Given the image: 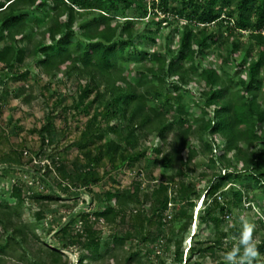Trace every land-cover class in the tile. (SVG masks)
<instances>
[{
  "label": "trees",
  "instance_id": "16d2710c",
  "mask_svg": "<svg viewBox=\"0 0 264 264\" xmlns=\"http://www.w3.org/2000/svg\"><path fill=\"white\" fill-rule=\"evenodd\" d=\"M88 15L93 17L78 24ZM175 17L185 21L181 31L174 28L171 32L172 38L179 37L178 45L157 46L162 24H171ZM27 23L49 24L45 41L33 50L22 44L30 37L24 34ZM245 32L249 35L243 43L236 36ZM222 46L224 53H220ZM212 50L233 67V73L221 74L211 62L205 63ZM30 55L46 73L67 65L79 75L99 73L104 86L102 91L95 80L81 87L74 105L90 115L93 103L87 99L96 90L98 107L73 144L84 155L83 161L77 158L69 163L45 149L59 139L53 114L38 130L43 142L40 152L28 150L30 155H25L26 149H12L0 157V166L31 172L51 191H34L19 179L9 195L0 193V258L13 253L30 264H66L63 251L77 245L81 250L77 264H93L116 257L118 250L125 252L128 242H136L137 249L124 257V264H140V245L159 243L163 248V241L167 248L173 247L174 264H208V257L210 264H226L225 254L242 232L225 228L234 210L244 200L249 208L257 202L264 210V94L260 84L264 0H0V73L11 70L15 79L26 78L28 69L22 75L16 71L22 70ZM191 75L198 76L202 85L201 102H195L198 112L188 109L185 102L190 90H184L183 84ZM151 134L162 145L148 154V148L141 150V145ZM193 134L202 144L198 148L191 143ZM217 134L223 138L219 161L211 140ZM42 153L50 164L37 168L33 156L41 158ZM203 155L211 163L221 162L220 166L208 183L189 182L184 177ZM143 158L171 175L148 184L141 166L128 186H113L99 194L97 208L85 201L71 212L55 232L64 239L61 246H37V253L33 252L29 242L40 241L41 236L36 224L20 222L27 201L41 205L35 213L37 221L46 217L49 204L69 201L71 192L83 187L93 203V187L104 178L101 165L108 176L124 166L135 167ZM176 177L181 180L175 181ZM202 197L196 218L199 230L184 257V242ZM172 203L177 209L168 218ZM101 223L124 228L104 240L102 229L95 226ZM167 226L169 233L164 234ZM258 248L264 262V238Z\"/></svg>",
  "mask_w": 264,
  "mask_h": 264
},
{
  "label": "rangeland",
  "instance_id": "374dc122",
  "mask_svg": "<svg viewBox=\"0 0 264 264\" xmlns=\"http://www.w3.org/2000/svg\"><path fill=\"white\" fill-rule=\"evenodd\" d=\"M176 4L178 5L179 3ZM23 8L28 9L29 6L24 5ZM149 16L150 14H148L146 18L148 19ZM92 17V15H88V17H86V19L84 18V20H81L80 18L78 24L83 23ZM143 22H148V20ZM184 22V19L180 21L175 17L171 24L167 25L166 23H163L161 33L158 34L159 42L157 46L162 45L163 47H167L170 43L172 47L175 48L178 45L179 37L172 38L171 32L174 28H178L181 31V26ZM48 26V23H43L37 27L34 23H27L26 29H24V34H29L30 37L22 43L23 46H28L31 50H33L37 44L44 42L47 37ZM248 35L249 32H245L236 37L244 43L247 42ZM229 36L230 35L226 37L230 38ZM224 47L225 46L221 47L220 53L225 52ZM242 55L243 53L241 51L237 56L241 59ZM35 58L36 57H34V55H30L26 59L22 70L16 71L22 75V73L28 69L30 73L26 78L19 77L21 79H15L16 76L11 73V70L0 73V157L4 156L5 153L10 152L12 149H26L33 153L40 152L43 142L38 130L48 122V115L53 114L52 122L57 129L59 139L53 145H47L45 149L51 153L57 154L59 157L65 158V160L69 163L77 158L83 161L85 159L84 155L73 144L80 140L84 130L87 128L89 119H91V114H93L94 109L98 107V105L94 102L97 95L96 90L93 91L87 99L88 103H93L91 105L90 115H86L84 112L78 111L74 105L76 100L79 98L80 88L93 81L95 82V80L103 91L104 85L103 83L101 84L102 76L99 75V73L93 76L87 72L79 75L77 70H74L72 67L67 65H63L58 70H54L53 72L46 73L36 66L34 61ZM210 62L221 74H227L229 72L233 73L234 71L233 67L231 68L229 64L227 65L223 62L218 51L212 50L209 53L205 63ZM0 66L2 68L3 64L0 63ZM174 79L176 78L170 77L169 80ZM187 80L188 81L184 84L182 83L184 90H190L189 92H186L185 97L187 108L191 109L192 107L195 112H198L199 110H197L198 108L195 105V102H201L199 99L202 88L201 81H199V78L196 75L187 77ZM119 84L123 83L119 82ZM260 84L261 94H264V68L260 75ZM7 88L11 92H9ZM26 98L28 99L27 101H25ZM194 126L196 127L197 123ZM108 136L112 137L110 134H108ZM170 139L171 136L168 141H170ZM190 140L197 148L202 145L195 134L190 137ZM211 140L215 143L213 147L214 154L219 161L222 151L221 148L223 145V138L220 134H217L216 136H211ZM99 143L100 141L97 140L96 144L98 145ZM161 145L162 143L156 138V135L151 134L143 141L141 150L148 148V154H151L154 152L153 149L155 147H161ZM91 148L94 149V145H92ZM168 148L169 147H167L166 150H169ZM44 158L47 157H45L42 153L41 158H38V160L43 161ZM220 163L221 162H218L217 164L211 163L206 155L200 156L195 161L190 174L184 178L189 182L201 180L203 184H206L211 178L212 173L218 169ZM35 165L39 168V164ZM141 166H144V170L146 171L142 177H144L145 183L148 184L160 179H166L172 173L162 167L154 168L152 166V162L147 158H143L138 161L133 168L124 166L122 169L114 171L108 176L104 174L106 170L105 166L101 165L99 170L101 174L104 175V178L100 183L93 187V190L96 193L94 194L96 201L91 203L92 195L89 194L88 190L83 187L82 189L77 190V192L72 191V198L69 201L53 202L52 205L49 204L46 209L47 215L41 221H37L35 218V213L39 208H41V205H34L31 204L30 201H27L23 208V214L20 222L24 224H36L37 232L41 236L40 241L36 242L35 240H30L29 247L33 248V252L37 253V246H48L50 244H55L58 247L61 246L64 239L62 240L59 236H56L55 232L61 224L66 222L69 214L78 210L85 201H87L89 206L97 208L100 204V195L103 192L113 186L119 188L128 186L135 175L136 169L138 170ZM50 176L51 178H54L55 174L52 173ZM112 178H114L116 182L112 181ZM19 179L25 180L29 186L33 187L34 191L43 190L51 193L50 188L42 183L35 174L21 170L6 169L3 166H0V193L6 196L9 195L12 184ZM180 180V177L175 178V181ZM229 185L227 184L226 188ZM202 201L203 197L199 200L198 206L194 210V221L191 226V231L184 242V257L187 256L190 245L194 243V239L196 238L195 232L199 230L196 218L199 208L202 207ZM251 206L252 207L249 208V204L244 200V203L234 210L233 215H231V218L225 225V228L230 229L231 231L234 229H241L243 231V223L240 219V217L243 216L246 220L255 224L254 238L259 242L264 238V210L257 204V202H254ZM169 208L170 209L167 211L168 218H170V215L172 216L175 209H177V204L172 203ZM127 220V223H129V214L127 216ZM95 226L102 229L104 240L109 234L124 228L121 224L101 223L96 224ZM169 227L170 226L164 227V234L169 233ZM192 237H194L193 240H191ZM234 238L239 239L236 236ZM231 239L232 237H229V240ZM136 244V242H128L124 247L125 252L123 250H118L116 252V257H106L105 260L97 261L93 264H124V257L132 250L137 249ZM161 244H163V248L160 247L159 243L140 245V249H142L140 264H159L162 259L167 260V264H174L172 262L173 247L167 248L166 243L163 241ZM63 252H65L64 259L67 260L66 264L78 263L81 253L79 246L75 245L71 249L64 250ZM206 262L210 264L212 262V258L208 257ZM30 263L31 262L28 260H19L18 255L13 253H8L7 256L0 258V264ZM136 263L137 262H133L132 264Z\"/></svg>",
  "mask_w": 264,
  "mask_h": 264
},
{
  "label": "clouds",
  "instance_id": "9594fccd",
  "mask_svg": "<svg viewBox=\"0 0 264 264\" xmlns=\"http://www.w3.org/2000/svg\"><path fill=\"white\" fill-rule=\"evenodd\" d=\"M240 219L243 231L232 249L225 254L226 264H264L260 259L258 241L254 238L255 224L243 216Z\"/></svg>",
  "mask_w": 264,
  "mask_h": 264
},
{
  "label": "built area",
  "instance_id": "2783aa9c",
  "mask_svg": "<svg viewBox=\"0 0 264 264\" xmlns=\"http://www.w3.org/2000/svg\"><path fill=\"white\" fill-rule=\"evenodd\" d=\"M24 154L25 155H30V152L28 150H25L24 151ZM32 164H40V165H46V164H50V160L48 158H44V160H38L37 157L33 156V161H32Z\"/></svg>",
  "mask_w": 264,
  "mask_h": 264
}]
</instances>
